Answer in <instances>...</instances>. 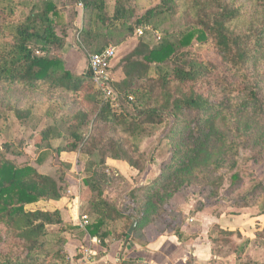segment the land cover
<instances>
[{"label":"trees","instance_id":"16d2710c","mask_svg":"<svg viewBox=\"0 0 264 264\" xmlns=\"http://www.w3.org/2000/svg\"><path fill=\"white\" fill-rule=\"evenodd\" d=\"M77 1L83 5L85 23L80 42L88 49L96 45L92 55L101 53L109 43L101 30L111 34L125 28L127 38L137 29L144 30L103 80L111 97L103 99L105 92L100 88L101 92H87L78 103L81 90H93L92 74L87 61L77 75L71 55L67 59L52 53L53 49L63 51L71 42L67 28H56L61 16L55 3L0 0V87L29 94L43 92L47 101L68 97L72 102L66 105L62 101L60 107L66 108L64 115L40 130L36 147L56 139L62 142L57 153L80 151L91 157L88 176L82 180L81 199L87 214L81 215L88 217L86 234L73 237L70 233L76 231V224L65 220L60 210L26 209L38 202L60 201L67 189L64 175L54 178L27 162L11 159L15 136L0 143V264H46L48 257L61 264L77 260L78 248L70 249L69 239L58 236L61 233L83 243L86 236L94 237L100 249L107 248L108 241L147 239L148 232L144 238L138 237L148 224L155 236L163 234L153 222L163 216L166 200L199 176L198 170L208 162L213 166V178L208 172L200 175L216 191L223 182L220 169L235 161L239 146L254 142L251 132L244 134L252 119L264 123V76L256 79L253 75L264 60V0H158L139 15L128 7L129 0H115L111 12L108 0ZM176 15L184 22L181 29L156 40L149 26L157 31ZM100 40L106 42L100 45ZM207 42L215 60H205L192 49ZM112 74L118 78L112 80ZM0 100L13 114L17 129L33 126L36 102L21 107ZM85 103L95 107V113L87 111ZM34 125L40 126V121ZM163 126V138L169 140L168 156L160 162L158 174L150 183L126 192L127 204L107 200L104 189L113 182L98 167L110 158L140 174L152 163L151 156L144 158L141 146ZM108 129L125 138L115 139L106 133ZM182 129L189 132L186 139H181ZM237 139L244 141L236 143ZM258 160L256 154L250 161ZM237 179L233 174L232 184ZM261 190L264 186L259 182L250 193ZM133 219L136 225L129 236ZM121 223L128 225L119 232ZM50 227H59L57 234ZM173 234L180 242L190 238L181 226L173 228ZM260 239L264 241V237Z\"/></svg>","mask_w":264,"mask_h":264},{"label":"rangeland","instance_id":"374dc122","mask_svg":"<svg viewBox=\"0 0 264 264\" xmlns=\"http://www.w3.org/2000/svg\"><path fill=\"white\" fill-rule=\"evenodd\" d=\"M51 1L55 3L59 16H61V22L56 28L58 30L67 28L70 33L69 37H71V42H69L68 46H65L63 51L60 52L53 49L52 53L60 54L62 58L68 59V51H77L83 66H85V62L93 54L96 45L89 49L81 45L82 37H80V32L85 28L82 3L77 0ZM157 1L129 0L128 7L134 8L137 15H139L147 8L156 5ZM114 2L115 0L107 1L109 12L112 11ZM183 24L184 22L176 15L165 20L157 31L153 26H149V28L152 32H155V34H151L158 40L161 35H170L177 32ZM100 32L104 37L109 38V43L106 47L112 46L116 49V57L111 67L118 62L121 54L127 52L133 46L138 38L135 33L127 38L125 28H119L111 34L106 33L104 30ZM104 41L106 42V40H100L99 44H103ZM39 47L40 45H37V50ZM212 48L210 42L202 46L194 45L192 47L193 51H196L205 60H215V52ZM83 68L79 69L81 71L74 68L73 71L79 75L86 67ZM253 75L256 79H260L262 75L264 76V60L258 63L257 70H254ZM117 78L116 74H112V80ZM94 85L91 83L93 90H86L85 88L81 90L77 98L78 101L75 102L82 101L83 96L87 92H97L100 86L95 85V87ZM261 86V94L264 99V81ZM102 90L104 91L105 88ZM104 92L105 96L101 95L103 99L111 97V93L108 90ZM1 97L3 98V103L7 101L11 103L17 102L21 107L28 106L31 102H36L37 105H35L33 111L35 119L33 121L35 123L40 121V126L36 128L34 123L32 127L17 129L14 124L13 114L5 110L6 108L3 107V104H0V113L2 114V118H0V143L8 142L10 136H15V141L12 143V149L10 150V158L18 163L27 162L38 169V171L45 172L54 178H58L61 173L64 175L67 186L65 195L60 201L38 202L26 206V209L29 211L41 210L49 212L58 209L65 220L71 221L74 225L77 224L76 207L78 206L79 208V214H87L86 205L81 199L84 192L82 180L88 176L86 166L91 157L80 151L57 153L56 150L62 147V142L60 143L56 139L49 141V143L40 144L39 148L36 147L40 130L46 126H53L54 121L64 115L66 108H60L62 107V101H65L66 105L72 101L65 96L54 98V101H47L43 92L29 94L17 89L9 90L0 87V99ZM84 108L95 113V107L90 104L85 103ZM250 126L249 129L244 131V134L247 135L251 132L254 142H251L247 147L239 146L238 153L234 158L235 161H230L220 169L219 174H224L223 182L216 191L206 185L200 175L202 173L205 175L208 172L207 174L210 178H213L214 174L213 172L211 173L213 166L208 162L207 165L204 164V167L198 170L200 171L199 176H194L190 184L185 185L180 192L166 200L163 216L153 222L157 223L155 226H157L160 233H173V228L181 226L190 237L196 238L200 236L199 225L196 220L190 221L189 219L197 216L198 218L201 216L212 217L215 222L205 230L207 239L208 236L210 237L208 239L210 258L195 261L198 264H264V241L262 242L260 239L264 237V190L255 191L256 195L250 193L251 188L259 184V182H262L264 186V123L260 118H255L250 122ZM230 128H233V126H230ZM62 130L64 132L65 129ZM165 131L166 127H161L157 132L147 137L142 144L141 153L145 159L151 156L152 163L148 164L140 174L126 163L115 162L110 158H107L106 163L98 167L113 182L111 186H107L104 189V196L107 200H118L121 205L127 204L126 192L132 188H138L143 184L150 183L158 174L160 162L167 159L168 156L169 140L163 138ZM106 133L113 135L115 139L125 138L120 132L115 133L110 129ZM182 133L184 134L181 139H186L189 132L186 129H182ZM241 141H244V139H237L235 142L239 143ZM256 154L259 160L250 161ZM95 161H98V159L96 158ZM233 174L238 176L234 184L231 182ZM260 212H263V215H258ZM170 220H176L178 224L172 223ZM125 225L128 224L121 223L119 225V232ZM58 228L50 227L49 230L57 234L56 230ZM75 229L76 231L70 233L73 237L79 236L83 238L85 236L86 232L77 227V225ZM152 229L151 224L145 225V228L141 230L143 233L138 238H144V234L147 232L151 234L153 232L151 231ZM168 229L170 232H168ZM60 235L64 236L66 241L67 239L72 240L70 239L72 237H69L66 233H61L58 236ZM81 243L83 246L86 245V241ZM45 262H47L46 264H61L58 261H52L51 257L46 258ZM68 262L72 264L70 260Z\"/></svg>","mask_w":264,"mask_h":264},{"label":"crops","instance_id":"0c3cea01","mask_svg":"<svg viewBox=\"0 0 264 264\" xmlns=\"http://www.w3.org/2000/svg\"><path fill=\"white\" fill-rule=\"evenodd\" d=\"M71 55L75 70L83 66L79 56L76 53L68 51ZM81 63V64H80ZM81 71V70H79ZM198 215V214H197ZM190 221L196 220L200 236L190 237L187 241L180 242L173 233H165L155 236L153 231L147 234V239L138 241L114 242L108 241L107 248H99V240L94 237L85 239L86 245L93 249L94 255L88 260H83L81 256L73 260L72 264H192L198 260L210 258V246L205 233L215 220L210 216H201L200 218H190ZM183 230V229H182ZM150 234V235H149ZM92 239L97 241L92 242ZM70 249H76L80 252L82 243L79 240H69Z\"/></svg>","mask_w":264,"mask_h":264},{"label":"built area","instance_id":"2783aa9c","mask_svg":"<svg viewBox=\"0 0 264 264\" xmlns=\"http://www.w3.org/2000/svg\"><path fill=\"white\" fill-rule=\"evenodd\" d=\"M143 31V29H137L135 32V36H142ZM115 57L116 49L112 46H108L101 53L90 55L87 59V66L92 74L93 83L96 86H100L101 89L105 88L103 86V80L107 77L108 70L111 67V64ZM104 91H107V89L105 88ZM76 213L78 216L76 224L77 227L86 231V227L88 225V217L86 215L79 214L78 206L76 207ZM95 241L97 240L92 239V242ZM79 255L83 260H88L91 256L94 255L93 249L90 246L82 247L79 252Z\"/></svg>","mask_w":264,"mask_h":264},{"label":"water","instance_id":"95a60500","mask_svg":"<svg viewBox=\"0 0 264 264\" xmlns=\"http://www.w3.org/2000/svg\"><path fill=\"white\" fill-rule=\"evenodd\" d=\"M135 225H136V220L133 219V222H132V225L130 227V229L128 230V235L130 236L131 233L133 232L134 228H135Z\"/></svg>","mask_w":264,"mask_h":264}]
</instances>
